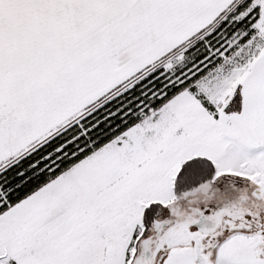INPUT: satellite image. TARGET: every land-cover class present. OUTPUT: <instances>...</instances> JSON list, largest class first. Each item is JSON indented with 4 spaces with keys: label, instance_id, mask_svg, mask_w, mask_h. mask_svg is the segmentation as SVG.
Returning a JSON list of instances; mask_svg holds the SVG:
<instances>
[{
    "label": "snow or ice",
    "instance_id": "6c2138e0",
    "mask_svg": "<svg viewBox=\"0 0 264 264\" xmlns=\"http://www.w3.org/2000/svg\"><path fill=\"white\" fill-rule=\"evenodd\" d=\"M0 264H264V0H0Z\"/></svg>",
    "mask_w": 264,
    "mask_h": 264
}]
</instances>
